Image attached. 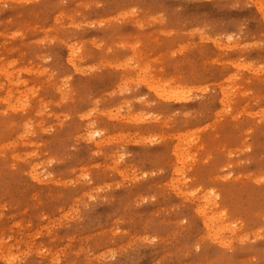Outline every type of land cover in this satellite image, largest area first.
Instances as JSON below:
<instances>
[{
  "label": "rangeland",
  "instance_id": "obj_1",
  "mask_svg": "<svg viewBox=\"0 0 264 264\" xmlns=\"http://www.w3.org/2000/svg\"><path fill=\"white\" fill-rule=\"evenodd\" d=\"M0 264H264V0H0Z\"/></svg>",
  "mask_w": 264,
  "mask_h": 264
},
{
  "label": "bare ground",
  "instance_id": "obj_2",
  "mask_svg": "<svg viewBox=\"0 0 264 264\" xmlns=\"http://www.w3.org/2000/svg\"><path fill=\"white\" fill-rule=\"evenodd\" d=\"M96 134V133H95ZM96 135H98V133L96 134ZM93 137H94V135H93ZM91 139V138H90ZM93 139V138H92Z\"/></svg>",
  "mask_w": 264,
  "mask_h": 264
}]
</instances>
